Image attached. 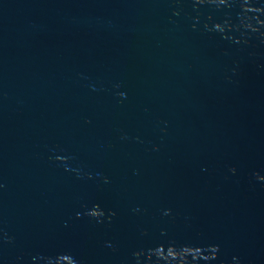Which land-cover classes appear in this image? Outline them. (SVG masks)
Instances as JSON below:
<instances>
[{
    "label": "water",
    "instance_id": "1",
    "mask_svg": "<svg viewBox=\"0 0 264 264\" xmlns=\"http://www.w3.org/2000/svg\"><path fill=\"white\" fill-rule=\"evenodd\" d=\"M0 264H264V0H0Z\"/></svg>",
    "mask_w": 264,
    "mask_h": 264
}]
</instances>
